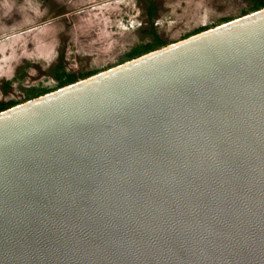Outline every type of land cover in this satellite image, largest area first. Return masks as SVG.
<instances>
[{
  "label": "water",
  "instance_id": "1",
  "mask_svg": "<svg viewBox=\"0 0 264 264\" xmlns=\"http://www.w3.org/2000/svg\"><path fill=\"white\" fill-rule=\"evenodd\" d=\"M0 264H264V7L1 110Z\"/></svg>",
  "mask_w": 264,
  "mask_h": 264
},
{
  "label": "rangeland",
  "instance_id": "2",
  "mask_svg": "<svg viewBox=\"0 0 264 264\" xmlns=\"http://www.w3.org/2000/svg\"><path fill=\"white\" fill-rule=\"evenodd\" d=\"M250 6V0H0V102L21 103L33 86H56L60 64L86 73L121 63L154 36L151 22L172 43Z\"/></svg>",
  "mask_w": 264,
  "mask_h": 264
},
{
  "label": "trees",
  "instance_id": "3",
  "mask_svg": "<svg viewBox=\"0 0 264 264\" xmlns=\"http://www.w3.org/2000/svg\"><path fill=\"white\" fill-rule=\"evenodd\" d=\"M250 1H251V6H250L249 10L245 11L242 15L264 7V0H250ZM149 8H150L149 16L151 18L154 15V10L155 9H154V6L152 4H150ZM230 19H232V18H228V17L223 18L222 22L228 21ZM215 25H217V24H215ZM215 25H213V26H215ZM151 26H152V28H151L150 32L152 34H154V36L151 38V40L148 41V42L141 43V44H138V45L134 46L127 53V58L124 61L132 59V58H135V57L140 56V55H142L144 53L153 51L155 49H158V48L168 44L167 42L162 40L157 33H155V31L153 30V22H151ZM207 28H209V27L200 26V27L196 28L192 33L184 36L183 38H186V37H188V36H190L192 34L198 33V32H200L202 30L207 29ZM124 61H122V62H124ZM105 69H107V68H105ZM99 71H102V70L88 71L86 73H75V72L67 71L65 68H63V66L61 64L57 65L54 68V70H53V75H54V77L57 80L56 86H54V87H40V88L33 86V87L29 88V91H28V94H27L25 100H28V99L37 97V96H39L41 94H44L46 92L55 90V89H57V88H59L61 86H64V85L72 83V82H75V81H77L79 79L85 78V77L90 76V75H92L94 73H97ZM16 104H18V102L15 101V100H10L8 102H0V111L4 110L6 108H9V107H11L13 105H16Z\"/></svg>",
  "mask_w": 264,
  "mask_h": 264
}]
</instances>
